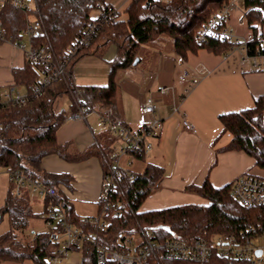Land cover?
Returning <instances> with one entry per match:
<instances>
[{
	"label": "trees",
	"instance_id": "trees-1",
	"mask_svg": "<svg viewBox=\"0 0 264 264\" xmlns=\"http://www.w3.org/2000/svg\"><path fill=\"white\" fill-rule=\"evenodd\" d=\"M27 2L28 0H21ZM45 35L33 42L36 46L48 45L57 60H64L70 43L92 22L91 12L98 3L111 5L108 0H36ZM228 0H131L117 13L118 20L103 25L91 44L81 49L66 65L65 77L47 86L39 96L30 97L25 105L0 104V167L10 171H22L39 178L45 185L55 189L58 200L66 212L67 220L96 240L112 248L119 234H130L138 227L151 232L158 240H193L218 234L240 235L246 229L264 226V205L243 207L231 194V183L213 187L208 179L201 185H189L186 192L196 194L207 201L206 205L185 204L160 210L139 212L145 199L159 188L164 177L160 165L146 163L143 171L122 170L120 190L116 198L120 201V214H110L107 228L92 229L84 223L73 206L59 193V185L67 183L66 175L47 174L41 169L42 159L56 155L69 163H78L91 157L101 162L102 172L114 151L116 137L109 131L106 144H92L84 150H73L70 143H59L57 131L68 117L76 111L74 98L85 112L112 108L117 115V81L119 70L129 67L141 49L154 38L166 35L172 39L176 55L186 60L205 49L216 55L231 50L226 42L209 39L199 42L195 34L201 25L220 11ZM245 7L253 8L248 16V28L256 39L264 31V0H244ZM34 9L28 11L5 3L0 8V43L23 39L21 30L27 16H35ZM32 16V17H33ZM110 46L116 54L110 62L108 83L105 86L76 87L72 70L77 61L88 54L103 57ZM250 56H255L256 45H251ZM255 47V48H254ZM264 55V52H261ZM42 67L25 60L22 68L13 72V83L31 92L33 85L41 79ZM73 96V98H72ZM63 97L70 100L69 111L60 107ZM264 98L255 99L250 108L225 113L219 116L223 129L231 135L223 150L242 151L251 157L255 166L264 170ZM134 160L145 162L143 151L134 152ZM130 172L134 174L130 176ZM10 183L3 206L0 208V224L5 218L6 230L0 231V264L29 261L32 264H55L60 243L51 240V228L42 232L26 234L30 220L43 218L35 214L30 205L31 194L24 190L19 196L12 193ZM99 201L98 212L101 211ZM85 218V217H84ZM71 252L81 254V264H98L95 247L91 239L74 245ZM106 264H116L109 262ZM162 264H187L182 261H164ZM207 264H248L247 261L229 260L212 255Z\"/></svg>",
	"mask_w": 264,
	"mask_h": 264
},
{
	"label": "crops",
	"instance_id": "crops-1",
	"mask_svg": "<svg viewBox=\"0 0 264 264\" xmlns=\"http://www.w3.org/2000/svg\"><path fill=\"white\" fill-rule=\"evenodd\" d=\"M234 16L236 26H245L238 22L235 13ZM231 28L241 37L251 31L248 25L244 34L236 32L234 26ZM145 46L137 57V64L119 70L116 75L117 116L127 126L136 127L142 119V105L152 96L157 106L155 116L160 119L159 128L150 138L152 147L137 171H143L149 162L162 166L164 177L159 188L145 199L139 212L185 204L206 205L205 199L186 192L185 188L201 185L206 179L213 187L219 188L244 173H252L256 168L254 160L244 152L223 150L229 144L231 135L223 129L219 116L250 108L255 99L264 98V71H257L254 68L257 60L245 57L240 50L216 55L202 49L195 55H189L195 58L190 61L189 57L186 60L179 58L173 45L166 46L167 50L160 45L152 49ZM115 54L116 47L110 46L103 57L92 54L81 57L72 70L74 85L105 86ZM24 63V53L20 49L7 41L0 43V90L13 83V72L22 68ZM177 68L183 73L178 74ZM185 72L187 77L182 81ZM157 85L170 90L161 95L155 91ZM22 89L25 91L24 87ZM173 107L177 108L175 112ZM183 119L192 124L195 132L184 129ZM109 134L102 122L101 112L95 110L87 112L85 120L67 119L57 131V140L59 143H70L71 148L77 151L94 143L106 144ZM117 144L116 137L113 149L118 147ZM134 161L128 166L126 158L122 159L123 166L136 173L132 168ZM41 169L47 174L69 177L67 183L59 185V193L69 200L80 217H92L99 213L103 172L98 158L69 163L56 155H49L42 159ZM6 177L10 186L7 174ZM34 199L31 195V206L35 204ZM39 203L43 209L42 201ZM88 204L95 205L94 213L82 216L76 211V205ZM55 264H81V254L69 251L67 257Z\"/></svg>",
	"mask_w": 264,
	"mask_h": 264
},
{
	"label": "built area",
	"instance_id": "built-area-1",
	"mask_svg": "<svg viewBox=\"0 0 264 264\" xmlns=\"http://www.w3.org/2000/svg\"><path fill=\"white\" fill-rule=\"evenodd\" d=\"M131 0H123L129 2ZM167 1V0H162ZM11 3L14 7H22L23 10L34 9L35 16H27V22L21 30L23 39L9 41L14 47L24 53L26 61L42 67L41 79L33 85L31 92H26L19 85L10 84L0 90V104L25 105L30 97L39 96L44 89L65 77L66 65L78 54V52L89 46L98 35L100 28L118 20V8L113 4L96 5L97 15L85 30L73 40L65 54V59H55L53 51L48 45L36 46L33 42L45 35L42 21L40 19L36 0H0V8L5 3ZM28 2L33 4L29 6ZM253 8L245 7L244 0H228V3L217 13H214L207 22L203 23L195 34L199 42L209 39L226 42L231 50H240L245 57L256 61L254 68L264 71V34H258L254 39L253 33L246 36L236 35L229 25L231 13H235L240 24H246L248 16ZM260 12L264 15V9ZM0 35V39H1ZM256 45L255 56H250L252 46ZM187 72L181 80L185 81ZM169 87L157 85L155 91L163 95L168 93ZM187 91V90H185ZM76 111L68 119H86V112L82 104L74 98ZM157 106L152 96H149L141 107L142 119L136 128L127 126L113 111L106 108L101 113V119L107 129L118 138L119 146L114 148L110 160L102 174V193L100 202L101 211L92 217L83 218L84 223H90L92 229L102 231L107 228V218L110 214H120V201L116 198L120 190L122 170L124 167L122 159L126 158V165L134 161V152L143 151L146 155L152 147L150 138L154 136L160 126V119L155 116ZM177 108L173 107L172 111ZM185 130L195 132L192 124L182 120ZM6 173L9 182L13 185L12 193L19 196L22 191L27 190L31 195L41 198L42 206L46 207L44 224L51 228L50 238L54 242L62 243L63 247L57 251L54 263L60 262L67 257L70 247L78 245L83 241L91 239L95 247L96 262L106 264H162L164 261H182L187 264H207L212 255L229 260H244L248 264H264V226L246 229L240 235L218 234L210 239L196 238L193 240H158L155 236L138 227L134 233L122 232L115 240V245L110 248L96 240V235L87 234L83 228L74 227L68 220L66 212L57 198L53 187L45 185L39 178L30 176L22 171H10L0 167V174ZM130 176L134 174L130 172ZM231 194L234 200L243 207H257L264 205V178L250 172L244 173L234 179L231 183Z\"/></svg>",
	"mask_w": 264,
	"mask_h": 264
},
{
	"label": "rangeland",
	"instance_id": "rangeland-1",
	"mask_svg": "<svg viewBox=\"0 0 264 264\" xmlns=\"http://www.w3.org/2000/svg\"><path fill=\"white\" fill-rule=\"evenodd\" d=\"M108 1L111 4H113L115 7H117L119 9V11H122L126 7V5L128 4V2H124L123 3V0H108ZM28 4H29L30 7L33 6V4L31 2H28ZM96 15H97L96 10H93L91 12V17L94 18ZM32 16L33 15H31V18H32ZM229 25L230 26H234L236 32H238V33L244 34L245 32L248 31V28H247L246 24L243 27L236 26V17L234 16V13H231ZM23 40L26 41L25 38ZM167 43L172 46L173 45L172 39L170 37L166 36V35H160V36L154 38L149 43H147L145 47L148 48V49H152V48H156V47H158V45H160V46H162L164 48V50H167V49H165L166 46H170ZM154 44H155V46H154ZM235 51H237V50H235ZM164 52H168V51H164ZM189 58H190V61H194L195 60V58L192 57V56H190ZM176 71H178V74H182L183 73V72H181L180 68H177ZM72 98H73V96H72ZM59 104H60V107L63 108L66 112L69 111L70 100L67 97H63L62 99H60ZM138 125H139V123L137 124V126ZM136 127H133V128H136ZM150 142H151V144H153L152 143V139H150ZM117 145L119 146V144H117ZM134 163L135 164L132 167L133 170L134 171H137V170L139 171L141 166L143 165V162L135 160ZM252 173L254 175H258V176L264 178V170L263 169H260V168L256 167L253 170ZM8 186L9 185H8L6 174H0V208L4 204V200H5V197H6L7 192H8ZM33 197H35V199H34L35 200V204L32 205V211L35 214L43 213V209L39 205L40 204L39 202L41 201V198L38 197V196H35V195H33ZM75 208H76V211L82 216H87V215L92 214V213L95 212V205H93V204L76 205ZM42 217L43 218H34V219L30 220L29 228L26 230V234L27 235H31L32 232H42V231H45L47 229V226L44 224L45 215L42 214ZM6 228H7V223H6V220L4 218L2 223L0 224V231L6 230ZM132 233H134V232H132ZM60 247L61 248L63 247L61 242H60ZM3 264H32V263L29 262V261H22V262H5Z\"/></svg>",
	"mask_w": 264,
	"mask_h": 264
},
{
	"label": "water",
	"instance_id": "water-1",
	"mask_svg": "<svg viewBox=\"0 0 264 264\" xmlns=\"http://www.w3.org/2000/svg\"><path fill=\"white\" fill-rule=\"evenodd\" d=\"M138 62V59L136 58L135 61L133 62V65H136Z\"/></svg>",
	"mask_w": 264,
	"mask_h": 264
}]
</instances>
